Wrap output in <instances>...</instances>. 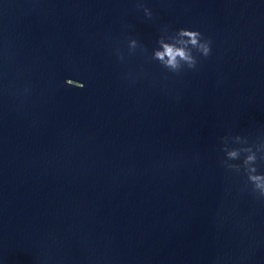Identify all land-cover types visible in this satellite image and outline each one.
Returning a JSON list of instances; mask_svg holds the SVG:
<instances>
[{
  "label": "water",
  "instance_id": "water-1",
  "mask_svg": "<svg viewBox=\"0 0 264 264\" xmlns=\"http://www.w3.org/2000/svg\"><path fill=\"white\" fill-rule=\"evenodd\" d=\"M252 167L264 0H0V264H264Z\"/></svg>",
  "mask_w": 264,
  "mask_h": 264
},
{
  "label": "clouds",
  "instance_id": "clouds-1",
  "mask_svg": "<svg viewBox=\"0 0 264 264\" xmlns=\"http://www.w3.org/2000/svg\"><path fill=\"white\" fill-rule=\"evenodd\" d=\"M144 11L147 15H151L149 9L145 8ZM177 34L181 37H185L186 43H190L193 48L202 53L204 56L209 55L211 41L208 39H202V33L199 30L181 28L177 31ZM136 45L137 41L132 39L130 41V47L135 48ZM155 55L161 60H164L166 56V65L173 69H176L179 66V60L186 61L189 67H194L196 64V59L190 50H186L185 48H177L176 46L170 44H164L163 52L157 51ZM177 58H179V60ZM71 80L77 81L74 79ZM66 84L73 86L72 83L68 82V79L66 80ZM79 87L83 88L84 84L81 83ZM236 154L237 153L235 151H232L229 153V156L235 157ZM254 159V156L247 157L248 161H252ZM245 170L247 172L248 181L252 184V190L260 197H264V173H258L256 167ZM237 171H239V169H237Z\"/></svg>",
  "mask_w": 264,
  "mask_h": 264
}]
</instances>
